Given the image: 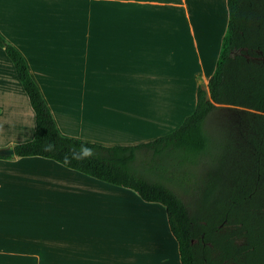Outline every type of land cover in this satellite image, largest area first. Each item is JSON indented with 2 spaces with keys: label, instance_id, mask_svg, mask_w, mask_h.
I'll return each mask as SVG.
<instances>
[{
  "label": "crops",
  "instance_id": "1",
  "mask_svg": "<svg viewBox=\"0 0 264 264\" xmlns=\"http://www.w3.org/2000/svg\"><path fill=\"white\" fill-rule=\"evenodd\" d=\"M214 1L0 0V34L23 55L59 132L96 143L114 103L165 117L185 95L192 112L214 69L201 55L222 9L219 36L225 27L226 0ZM34 125L0 47V149L30 140ZM129 191L40 156L0 159V264H98L97 232L124 220L130 200L163 213Z\"/></svg>",
  "mask_w": 264,
  "mask_h": 264
},
{
  "label": "trees",
  "instance_id": "2",
  "mask_svg": "<svg viewBox=\"0 0 264 264\" xmlns=\"http://www.w3.org/2000/svg\"><path fill=\"white\" fill-rule=\"evenodd\" d=\"M226 8L215 67L206 88L197 85L194 109L172 132L138 145L103 146L62 135L23 55L0 34V47L34 112L33 136L14 144V155L52 159L161 205L181 264H219L221 256L235 264H264V0H226ZM220 106L229 115L215 156L204 125ZM144 149L151 151L152 174L163 170L156 163L160 157H172L180 165H198L201 158L212 163L194 212L165 181L137 168L136 153ZM200 235L203 244H193Z\"/></svg>",
  "mask_w": 264,
  "mask_h": 264
},
{
  "label": "rangeland",
  "instance_id": "3",
  "mask_svg": "<svg viewBox=\"0 0 264 264\" xmlns=\"http://www.w3.org/2000/svg\"><path fill=\"white\" fill-rule=\"evenodd\" d=\"M216 1L223 6L224 0ZM214 3L216 2L214 1ZM223 17L222 9L221 13L215 17L218 18L216 22L214 19L218 29L209 39L208 52L201 55L204 66L210 67V69L215 67L225 32L227 14L224 31L219 36V28L221 29ZM184 96L179 97L177 95L176 110L171 112V116L165 115V117H159L154 112L145 114V112L139 111L141 104L134 106L127 102L124 105L117 106L114 103V106L111 107V113H106L105 123H103V119H100L99 125L95 126L94 131L101 135L97 138L96 143L103 146L113 144L138 145L172 132L179 127L184 117L191 112L189 110V98H181ZM126 107L129 108L126 109ZM228 115L229 110L224 106H220L207 116L204 125L205 131L213 140L211 151L215 156L218 154L219 146L224 139V124ZM150 152L144 149L136 153L137 168L143 171L148 178L165 181L164 183L182 199L188 210L194 212L201 195L202 183L206 178V171L211 170L212 163L205 162L201 158L198 165L187 163L180 165L172 157H160L156 163H161L163 170L152 174L148 170L149 164H151ZM170 179L171 182L166 181ZM182 187H188L189 189L184 191ZM129 192L132 194L131 196L138 198L140 201L133 191ZM141 206L130 200L129 208L124 213L126 216L124 220H117L113 217L112 222L107 225V229L97 232L98 255H101L98 264H177V259L173 256L175 255L173 249L175 242L172 241V237H169L171 235H169L164 208L156 203H148L146 206H158L163 213L149 212L148 207L145 206L146 209H144ZM165 240L167 242L171 241V254H168L165 248ZM143 258L145 259L144 262L141 260Z\"/></svg>",
  "mask_w": 264,
  "mask_h": 264
},
{
  "label": "flooded vegetation",
  "instance_id": "4",
  "mask_svg": "<svg viewBox=\"0 0 264 264\" xmlns=\"http://www.w3.org/2000/svg\"><path fill=\"white\" fill-rule=\"evenodd\" d=\"M235 241L239 243L238 240H235ZM198 242H201L203 244V242H202V235H200V239H193L192 240V243L193 244H197ZM219 259H220L219 264H235L234 262L228 260L225 256H221ZM201 264H206L205 260H203L201 262Z\"/></svg>",
  "mask_w": 264,
  "mask_h": 264
},
{
  "label": "water",
  "instance_id": "5",
  "mask_svg": "<svg viewBox=\"0 0 264 264\" xmlns=\"http://www.w3.org/2000/svg\"><path fill=\"white\" fill-rule=\"evenodd\" d=\"M0 155L13 157L14 156V151H13L12 146H8L6 148H1L0 149Z\"/></svg>",
  "mask_w": 264,
  "mask_h": 264
}]
</instances>
